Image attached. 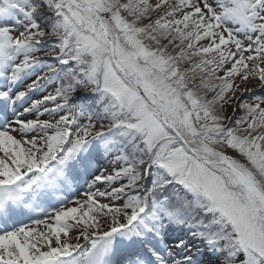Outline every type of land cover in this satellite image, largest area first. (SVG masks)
Returning a JSON list of instances; mask_svg holds the SVG:
<instances>
[{"label":"snow or ice","instance_id":"snow-or-ice-1","mask_svg":"<svg viewBox=\"0 0 264 264\" xmlns=\"http://www.w3.org/2000/svg\"><path fill=\"white\" fill-rule=\"evenodd\" d=\"M0 264H264V0H0Z\"/></svg>","mask_w":264,"mask_h":264},{"label":"rangeland","instance_id":"rangeland-1","mask_svg":"<svg viewBox=\"0 0 264 264\" xmlns=\"http://www.w3.org/2000/svg\"><path fill=\"white\" fill-rule=\"evenodd\" d=\"M257 94H259V93H257ZM25 222L27 223L29 221L26 220ZM73 235H75V233H73ZM73 242H75V241H73ZM80 242L83 243V240H81Z\"/></svg>","mask_w":264,"mask_h":264}]
</instances>
